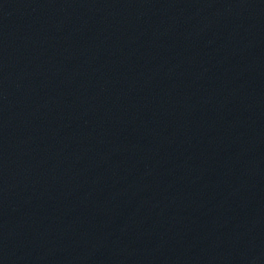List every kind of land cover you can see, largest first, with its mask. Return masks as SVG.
I'll return each mask as SVG.
<instances>
[{
	"label": "water",
	"instance_id": "water-1",
	"mask_svg": "<svg viewBox=\"0 0 264 264\" xmlns=\"http://www.w3.org/2000/svg\"><path fill=\"white\" fill-rule=\"evenodd\" d=\"M0 264H264V0H0Z\"/></svg>",
	"mask_w": 264,
	"mask_h": 264
}]
</instances>
